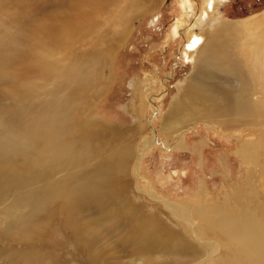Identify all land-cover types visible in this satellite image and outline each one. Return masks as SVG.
Here are the masks:
<instances>
[{
	"label": "rangeland",
	"instance_id": "374dc122",
	"mask_svg": "<svg viewBox=\"0 0 264 264\" xmlns=\"http://www.w3.org/2000/svg\"><path fill=\"white\" fill-rule=\"evenodd\" d=\"M52 1L0 0V108L23 98L49 99V49L58 44L57 35L49 33V28H46L51 22L49 7L59 2L56 0L52 4ZM108 1L99 19L103 20L108 16L107 21L110 22L109 11L115 12L119 9ZM142 1L144 0H140L139 3L142 4ZM182 1L159 0L150 10L138 12V16L129 14L128 31L113 46L112 52L108 50V46L114 45L115 42L110 39L105 43L101 38L97 44L111 55V63L103 69L107 81L103 82L98 66L87 81L79 80L78 74L73 75L71 79L73 83L65 91L67 100L70 101L69 107L75 110L77 122L87 128L89 126L98 129L116 128L126 133L122 139L129 141L127 144L131 145L135 157L140 155L139 150L144 147V139L151 135L155 137L153 145L147 148L139 159V175L134 173L133 165L129 168L128 195L131 197L133 194L135 199L132 201L141 203L146 211L156 210L159 217L168 225H176L181 234L197 248V253H183L177 256L165 253L166 257H163L165 259L153 264H264L263 251L248 244L245 246L243 241H237L236 245L239 246L237 251L228 249L225 243L230 242L229 234L212 232L203 217L198 220L199 218L196 219L194 216V213L197 216L203 208L206 211L203 215L209 217L214 215L215 208H219L227 216L224 220L237 222L239 220L235 216L244 211L247 217L249 216V221L253 216L264 225V120L253 124L226 125L207 124L206 120H201L191 128L182 130L183 134L179 136L174 133L176 130L165 134L161 129L162 120L168 117L173 101L179 95V87L187 81L194 70L192 60L187 54V30L198 17L203 0H190L192 13L187 15L182 10ZM139 3L136 4L141 5ZM58 9L62 11L63 7L59 6ZM215 11L218 19L215 22H233L239 27V24L235 23L238 19L264 11V0H220L215 6ZM120 15L128 16L125 11H121L111 17ZM59 19L60 17L57 20ZM179 22L182 24L179 25ZM111 25L110 27L95 25L89 31L93 29L94 35L101 31L102 34L104 32L107 34V27L112 29L108 30L112 33L118 31L119 28L115 29L116 26ZM198 26L200 27V23L194 24L191 30L198 32ZM176 27L180 29L177 33ZM96 28L97 30H94ZM92 32H88L87 35L90 33L92 35ZM111 32L108 33L109 36L116 35L115 32L114 34ZM21 34L27 37L26 47L23 45L24 41L19 42ZM91 35L84 40L80 48L74 45L76 49L85 50V55L81 53L83 57H90L96 48L90 44V39H94ZM19 49L26 50L28 54L24 67L15 66L14 61H7ZM58 51L60 52V49ZM222 78L220 73H216L213 78L216 87H222L226 83ZM133 84L137 85L138 94L133 92ZM71 90H74L73 95L69 93ZM134 93L137 98L133 96ZM221 93L223 92L219 90L213 95L219 103L222 97L217 95ZM248 94L247 97L254 99L259 95L251 92ZM139 95L145 102L142 114L135 108L140 99ZM196 102L199 108L203 107V114H206L205 111L215 114L219 109L218 106H213L210 98ZM47 119L49 110L34 119L23 116L21 125L17 128L10 124L7 113L0 110V154L9 144L23 141L40 152L43 150V141L46 145L43 153L45 167L49 169V125L43 122ZM180 122L187 124L188 120L183 119ZM180 139L184 147H174V143ZM91 145L92 147L87 149L85 160L83 149L81 154L70 158V161L63 158L52 165L47 177L48 183L71 180L69 186H74L76 181L72 179L75 175L81 169H89L93 162L91 153L95 151L93 144ZM121 148L122 146H117L113 154ZM56 152L53 148L51 156ZM23 155L15 157L13 165L15 170L24 169L21 164L24 160ZM2 170L0 166V173ZM102 174L103 170L98 177ZM136 186L142 190H149L151 187L161 199L169 198L182 203V212L187 214L185 216L187 219L174 217L161 201L148 197L146 192L138 190ZM0 192L4 195L0 200L1 227L12 213L26 211L28 207L24 204L13 207L15 188ZM185 203L191 205L187 206ZM80 214L82 221H91L92 217L98 221H107L94 209L82 211ZM43 219L44 216L37 221ZM107 234L105 231L100 232L99 243L106 249L111 243V249L116 237ZM238 235L243 236V232H239ZM27 242L14 240L12 243L13 246L24 247ZM48 243L49 254L60 260L59 262L78 264L74 261L77 252L74 251L73 244H70V239L62 235L57 227H51L49 235L39 242L40 245ZM0 245H6L3 238H0ZM111 251L113 264H122L136 255L130 246L123 243H119L117 253L112 249Z\"/></svg>",
	"mask_w": 264,
	"mask_h": 264
},
{
	"label": "bare ground",
	"instance_id": "6f19581e",
	"mask_svg": "<svg viewBox=\"0 0 264 264\" xmlns=\"http://www.w3.org/2000/svg\"><path fill=\"white\" fill-rule=\"evenodd\" d=\"M55 1L53 0L52 4ZM58 1L57 4L49 7L51 22L49 27H46L49 28V33L56 34L58 37V44L49 49V99L23 98L14 104H5L0 108L7 113L10 124L17 128L20 127L23 116L34 119L37 115L49 110V119L43 121L44 124L49 125V169L45 167L43 153L46 145L42 140L43 150L40 152L28 142L23 141L9 144L0 154V166L3 168L0 173L2 177L0 190L15 188L13 207L18 204L28 207L26 211L12 213L0 227L2 234L0 238L6 241V245H0V264L64 263L49 254V243L39 244L45 236L49 235L50 228L53 226L70 239V244H73V249L77 252L76 257L72 255L78 264H113L111 249L117 253L119 243L130 246L136 253L134 257L128 258L122 264H153L165 259L163 258L166 257L165 253L171 256L197 253V248L181 234L176 225H168L159 217L156 210L146 211L141 203L132 201L135 199L133 194L131 197L128 195L129 168L133 165L134 170H132L139 175V159L144 151L153 145L155 137L152 135L146 137L143 141L144 147L139 150L140 155L135 157L131 145L127 144L129 141L122 139L126 133L116 128L98 129L91 126L87 128L78 123L75 117L76 112L69 107L70 101L67 100L65 92L73 83L71 80L73 75L78 74L79 80L87 81L96 66L100 69L103 82L107 81L103 69L111 63V55L97 42L101 38L105 43L112 39L115 44L108 46V50L112 52L113 46L128 31L129 14L136 16L140 11L150 10L158 4L159 0H144L142 4L139 3L140 0ZM107 1L111 2L113 7L117 6L120 12L125 11L128 16L111 17L120 12L109 11L110 22L107 21L109 18L107 15L105 19H99ZM137 2L141 5L136 4ZM219 2L220 0H203V7L198 17L188 27L186 38L188 53H186L192 60L194 70L187 81L179 87V95L173 101L168 117L162 120L161 129L165 134L176 130L174 133L179 136L201 120H206L207 124L217 123L218 125L253 124L264 120V11L238 19L235 23L239 24V27H236L233 22H215L218 20L215 6ZM181 5L185 15L192 13L190 0H183ZM59 6L63 7L62 11H59ZM59 17L60 19L57 20ZM197 23H200L198 32H193L191 29ZM100 24L104 27H110L109 25L112 24L116 26L115 29H119L112 33L108 31L111 28L107 27V34L104 31L102 34L101 31L95 35L92 32L93 29L90 30L92 35L91 33L89 35L94 38L90 39V44L96 48L90 57H83L81 53L85 55V50L76 49L74 45L80 48L89 36L87 35L90 32L89 29ZM180 24L182 23L179 22ZM179 30L175 28L176 33ZM110 32L111 34L115 32L116 35L109 36ZM26 41V35L21 34L19 42H23L26 47ZM68 54L72 56L69 57ZM27 59L26 50L19 49L6 60L14 61L17 67H24ZM216 73H220L223 76L222 81L226 82L222 87H216L213 81ZM136 86L133 84V92L137 93ZM219 90L223 92L217 95L222 97L220 103L213 97ZM248 92L259 95L254 99L247 97ZM60 93L61 95H58ZM69 93L73 95L74 90ZM133 96L136 97V94L134 93ZM138 97L140 99L135 108L142 114L145 102L142 96ZM208 98L211 99L213 106L219 107L215 114L207 113V111L203 114V107L197 106L196 101ZM183 119H187L188 123H181ZM91 144L95 151L91 153L93 162L89 169H81L75 175L72 179L76 181L74 186H69L71 180L48 183L47 177L52 165L63 158L70 161V158L81 154L83 149L85 160L87 149L92 147ZM117 146L122 148L113 154ZM52 147L57 152L51 156ZM174 147H184L182 140L174 143ZM21 155L24 156L21 163L24 169L15 170L14 159ZM102 170L103 174L98 177ZM136 188L138 189L137 186ZM142 191L146 192L148 197L161 201L174 217L187 219L185 217L187 214L182 212V203L169 198L161 199L151 187L149 190ZM2 198L4 195L0 192V200ZM190 205L187 204V206ZM89 209L96 210L107 221H98L93 217L90 218L91 221L80 220V212ZM205 212L202 208L198 215L194 213V216L196 219L198 217V220L203 217L208 229L212 232L229 234L230 242H226L225 247L237 251L239 249L236 245L237 241H243L245 246L248 244L264 252V225L253 216L249 221V216L247 217V214L242 211L235 216L239 220L236 222L224 220L227 216L219 208H215L214 215L209 217L203 215ZM43 216V221H37ZM191 216L193 217L192 212ZM101 231L116 237L111 249V243L108 249L99 243ZM239 232H243V236L240 237ZM14 240L28 241V244L19 248L13 246Z\"/></svg>",
	"mask_w": 264,
	"mask_h": 264
}]
</instances>
